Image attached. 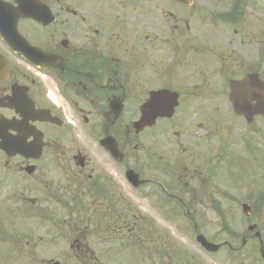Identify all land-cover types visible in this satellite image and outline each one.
I'll return each instance as SVG.
<instances>
[{
    "label": "flooded vegetation",
    "instance_id": "af4514ba",
    "mask_svg": "<svg viewBox=\"0 0 264 264\" xmlns=\"http://www.w3.org/2000/svg\"><path fill=\"white\" fill-rule=\"evenodd\" d=\"M116 1L127 6L133 0H0V54L8 64L0 78V145L15 143L17 150L0 151L6 166L15 161L7 173L0 167V255L5 260L112 264L121 254L120 264H127L129 250L149 246L152 264H173L170 253L160 258L153 253L162 245L159 239L140 238L138 214L130 213V219L122 211L119 184L124 179L133 191L156 185L168 197L161 180L167 158L160 143L194 138H179L178 129L164 125L183 115L182 91L164 83L170 81L164 70L139 60L136 44L144 30L122 28ZM161 89L177 91L181 106L172 118L148 124L147 100ZM174 98L168 96L164 107ZM135 121H141L140 129ZM196 133L195 138H206L211 130ZM132 145L142 146L139 155ZM130 169L145 180L141 186L127 178ZM254 231L247 238L259 241ZM25 239L30 249L22 248ZM38 239L56 250L41 249ZM63 255L70 257L63 261ZM142 258L134 263L142 264Z\"/></svg>",
    "mask_w": 264,
    "mask_h": 264
},
{
    "label": "rangeland",
    "instance_id": "374dc122",
    "mask_svg": "<svg viewBox=\"0 0 264 264\" xmlns=\"http://www.w3.org/2000/svg\"><path fill=\"white\" fill-rule=\"evenodd\" d=\"M137 1L127 6L116 1L115 14L122 28H143V38L136 44L141 47L139 60L164 70V77L170 78L164 83L182 91L179 111L184 112L183 115L175 120L177 122L164 125L178 129L179 138H194L160 143L165 147L167 158L166 177L160 179L168 193L177 194L188 205L198 229L207 239L215 243L228 240L235 250L225 246L222 252L209 254L201 249L194 240V222L184 215L183 204L177 197L164 198L156 185L144 184L133 191L122 179L119 184L123 194L122 211H127L130 219V213L138 214L135 228L140 238L159 239L162 245L153 253L158 252V258L163 252L170 253L173 264H243V261L244 264H260L258 241L249 240L240 250L236 247L241 246L249 223H256L264 238V117H256L248 124L244 118L236 116L229 101L228 84L230 79L257 71L264 79V0H239L250 4L248 9L253 16L244 7L242 14L247 12L248 16L242 15L238 22L220 16L223 6L232 8L237 0H192L189 5L173 0H140L146 7ZM134 5H139L145 15H139L140 10L133 11ZM148 46L151 47L148 52L143 50ZM207 130L212 134L195 138L199 135L197 131L205 133ZM186 142L192 143L191 148ZM141 147L132 145L133 154L139 155ZM97 152H91L93 160ZM4 160L5 157L0 158V167L7 173L15 161L6 166ZM119 177L122 178L121 170ZM243 203L251 205L248 215L243 211ZM0 217H4L1 209ZM128 239L132 240V233L128 234ZM39 240L41 249L56 250L48 241ZM26 242L25 239L22 243L24 250L30 249ZM4 244L1 247L6 256L8 250ZM129 251L133 252L126 251L131 261L125 254L127 264H136L134 261H140L144 254L143 264L154 261L150 259L149 246ZM3 256L0 255V262L7 264H33L32 260H37H5ZM116 256L118 259L112 264H120L119 259L123 258L121 254ZM67 257L70 256L63 255L61 259L65 261ZM43 262L45 260L39 264ZM68 262L81 264L75 260ZM160 263L166 264L165 261Z\"/></svg>",
    "mask_w": 264,
    "mask_h": 264
},
{
    "label": "water",
    "instance_id": "95a60500",
    "mask_svg": "<svg viewBox=\"0 0 264 264\" xmlns=\"http://www.w3.org/2000/svg\"><path fill=\"white\" fill-rule=\"evenodd\" d=\"M17 11L14 12L16 17ZM20 15L25 16L24 11H20ZM5 70L6 65L0 64V76H4ZM230 86L231 92L229 97L236 113L243 115L249 122L254 119L253 116L256 114L260 113L264 115V82L259 79L258 75H247L242 80L232 81ZM154 100L156 98L150 104L151 107L153 106ZM154 108L156 110L160 109L158 105H155ZM3 148L11 151L12 145H3Z\"/></svg>",
    "mask_w": 264,
    "mask_h": 264
}]
</instances>
